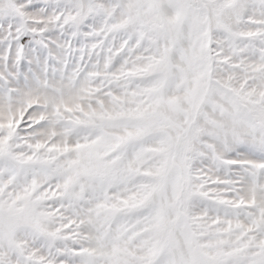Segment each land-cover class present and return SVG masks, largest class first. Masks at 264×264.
Listing matches in <instances>:
<instances>
[{
	"label": "snow or ice",
	"instance_id": "snow-or-ice-1",
	"mask_svg": "<svg viewBox=\"0 0 264 264\" xmlns=\"http://www.w3.org/2000/svg\"><path fill=\"white\" fill-rule=\"evenodd\" d=\"M0 264H264V0H0Z\"/></svg>",
	"mask_w": 264,
	"mask_h": 264
}]
</instances>
